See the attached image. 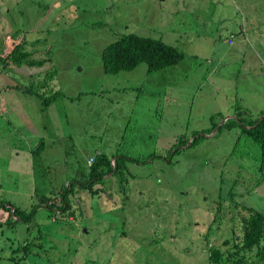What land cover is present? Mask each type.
Listing matches in <instances>:
<instances>
[{"label": "rangeland", "instance_id": "1", "mask_svg": "<svg viewBox=\"0 0 264 264\" xmlns=\"http://www.w3.org/2000/svg\"><path fill=\"white\" fill-rule=\"evenodd\" d=\"M128 33L185 57L106 72ZM17 42L45 61L0 60V204L34 215L0 208V264H215L213 248L264 264L236 247L248 209L264 212V151L244 131L264 116V0H0V57ZM40 79L62 92L48 106L22 89ZM97 153L127 154L124 174L48 207Z\"/></svg>", "mask_w": 264, "mask_h": 264}, {"label": "trees", "instance_id": "2", "mask_svg": "<svg viewBox=\"0 0 264 264\" xmlns=\"http://www.w3.org/2000/svg\"><path fill=\"white\" fill-rule=\"evenodd\" d=\"M103 62L104 68L108 73H118L120 71H129L133 70L140 65L142 62H146L150 70H162L170 66L178 64L184 59V53L174 45H171L162 39L152 38L142 36L136 33H128L122 36L117 41L109 44L105 47L103 51ZM3 58V59H2ZM5 61V65H10L11 63L17 65L30 64V65H40L44 63L45 59H38L34 57L33 53L25 49V42H17L13 49L9 52H6V55L1 56L0 60ZM4 65V66H5ZM42 75V74H41ZM45 77L49 75L45 74ZM43 79H40L36 86L34 84L28 88H22L30 93L38 95L43 99V102L46 106L50 105L59 95L62 94L61 91L57 90L52 95L47 96L50 88L47 89V84L42 82ZM42 82V83H41ZM43 87V89H42ZM46 94V95H45ZM240 121V118L237 117ZM237 120L229 121L227 125L232 126ZM235 122V123H234ZM251 127L244 128V131L252 135L262 146L264 151V116L259 120H255L249 124ZM204 135H198L192 141L197 142ZM186 144V141L185 143ZM183 144V145H184ZM191 144V145H192ZM182 148V147H181ZM174 149V148H173ZM174 153L180 150V147L175 148ZM129 159L127 154L123 156L115 157V161L109 158L104 153H97L95 155V161L90 165L89 177L86 182L71 181L65 191L61 194L60 204L53 201L49 203L46 198H43L44 202L48 204V207H54L55 210L68 212L70 209V195H73L77 188L88 189L92 191L95 195L100 190L99 188H94L95 182L104 180L105 176L114 173V175L122 176L124 169L127 168L125 160ZM136 160V158H132ZM130 160V159H129ZM78 186L75 188V186ZM40 207V205L35 208ZM0 208H3L10 212L11 217L13 216L14 220L28 222L34 214H29L25 210L20 209L19 207L13 208V204L9 201H4L0 204ZM13 209V210H12ZM250 212L247 218H244V233L241 242L236 244L238 248L237 254L240 253L239 250L252 252L257 251V255L264 259V212L256 210L254 208H249ZM70 214V213H69ZM223 255L221 249L213 248L211 250L210 258L211 261L215 264L223 261ZM250 255L245 258L241 256L236 260L229 256V260L232 259L236 264H243L246 260L251 259ZM226 261V260H224Z\"/></svg>", "mask_w": 264, "mask_h": 264}, {"label": "crops", "instance_id": "3", "mask_svg": "<svg viewBox=\"0 0 264 264\" xmlns=\"http://www.w3.org/2000/svg\"><path fill=\"white\" fill-rule=\"evenodd\" d=\"M0 113H2V110L0 109ZM44 146V142L43 141H41L40 142V145H39V147H37V149H33V145H28V151L30 152V153H34V152H38V151H40L41 150V148ZM15 153V152H14ZM18 153V152H17ZM87 156H91L90 154H87ZM113 161H115V158H113ZM13 210V209H12ZM2 212H6V211H2ZM9 216H10V213H9Z\"/></svg>", "mask_w": 264, "mask_h": 264}, {"label": "built area", "instance_id": "4", "mask_svg": "<svg viewBox=\"0 0 264 264\" xmlns=\"http://www.w3.org/2000/svg\"><path fill=\"white\" fill-rule=\"evenodd\" d=\"M94 161H95V156H89V160H88L89 164L92 165Z\"/></svg>", "mask_w": 264, "mask_h": 264}]
</instances>
